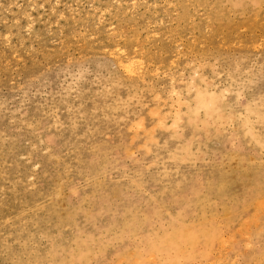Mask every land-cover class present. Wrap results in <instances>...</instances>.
Returning a JSON list of instances; mask_svg holds the SVG:
<instances>
[{
	"label": "rangeland",
	"instance_id": "obj_1",
	"mask_svg": "<svg viewBox=\"0 0 264 264\" xmlns=\"http://www.w3.org/2000/svg\"><path fill=\"white\" fill-rule=\"evenodd\" d=\"M0 264H264V0H0Z\"/></svg>",
	"mask_w": 264,
	"mask_h": 264
},
{
	"label": "bare ground",
	"instance_id": "obj_2",
	"mask_svg": "<svg viewBox=\"0 0 264 264\" xmlns=\"http://www.w3.org/2000/svg\"><path fill=\"white\" fill-rule=\"evenodd\" d=\"M153 36H154V35H153ZM250 48H251V47H250ZM117 56H118V54H117ZM114 57H115V56H114ZM115 58H116V57H115ZM117 59H118V58H117ZM134 60H135V59H134ZM137 61H138V60H137ZM131 62H132V61H130V60H128V59H124V60H123V59H118V60H117V64H118V66L121 67L122 69H126V70H127V69L130 70ZM134 70H135V69H134ZM155 70H156V69H155ZM153 71H154V70H153ZM126 73H127V72H126ZM126 73H125V74H126ZM128 73H131V71H130V72L128 71ZM134 74H135V73H134ZM154 74H155V73H154ZM170 81H171V80H170ZM202 81H203V80H202ZM181 83H182V82H181ZM205 85H206V84H205ZM138 91H139V90H138ZM172 92H173V91H172ZM174 93H175V92H174ZM158 96H159V95H158ZM202 99H203V98H202ZM204 100H205L204 102H205L206 104H208L207 101H206V99H204ZM201 101H202V100H201ZM202 103H203V101H202ZM205 103H203V104H205ZM198 104H199V103H198ZM116 106H117V105H116ZM201 106H202V104H201ZM209 106H210V105H209ZM206 107H207V106H206ZM206 107H205V108H206ZM205 108H203V109H205ZM207 110H208V108H207ZM159 123H160V122H159ZM135 125H136V124H135ZM137 125H138V123H137ZM135 129H136V128H135ZM245 220H246V219H245ZM245 220H243V221H245ZM253 220H255V219H253ZM243 228H244V227H243ZM222 240H223V239H222ZM246 246H247V244H246ZM246 246H245V247H246Z\"/></svg>",
	"mask_w": 264,
	"mask_h": 264
}]
</instances>
